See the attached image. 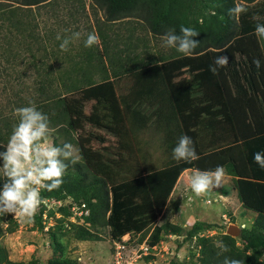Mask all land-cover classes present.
<instances>
[{"label": "rangeland", "instance_id": "1", "mask_svg": "<svg viewBox=\"0 0 264 264\" xmlns=\"http://www.w3.org/2000/svg\"><path fill=\"white\" fill-rule=\"evenodd\" d=\"M257 5L264 6V0ZM208 12L203 0L191 1L193 24L202 22V15ZM75 31L82 33L81 40L70 45L68 51H61L57 35L63 38ZM89 32L100 38V43L91 48L84 45ZM162 36L151 33L141 18L106 20L93 0H52L33 6L0 0V115H13L14 109L30 106L29 102L41 104L46 95L41 93L39 84L44 83L45 76L46 83L52 80V88L46 94L53 97L63 96L66 86H85L88 78L89 83L97 84L104 76L113 86L117 105L96 104L95 99L78 92L65 93L67 98L85 101L84 114L93 116L82 118L69 130L71 143L78 149V161L103 177L109 187L143 174L166 162L163 149L169 141L174 143V149L183 136L182 124L167 100L168 59L176 50L163 46ZM104 45L110 58L100 56ZM57 128H52L51 140L54 144L56 139L62 146L67 135ZM177 179V187L173 186L153 223L142 230V237L164 221L175 220L185 230L193 224L184 213L194 193L190 185L186 187L182 179ZM224 181L221 188L201 197V208L196 207L195 211L200 218L196 220L217 222L225 233L234 228L236 244L242 246L239 230L242 225L249 227L250 222L240 219L243 214H238L231 201L228 205L223 199H213L221 191L231 190L233 185L227 174ZM222 193L229 199V192ZM207 198L213 202L208 204ZM198 204L195 202V206ZM58 214L51 215L47 231L36 212L20 219L0 214V247L6 248L10 260L23 264H60L64 259L69 261L67 264L110 263L113 238L109 226L92 227L98 239L80 240L73 236L71 226L65 225L63 211L59 209ZM211 234L217 238L220 233ZM184 236L161 237L170 246L169 251L182 258L171 259V264H198L200 247ZM164 256L172 258L170 254Z\"/></svg>", "mask_w": 264, "mask_h": 264}, {"label": "trees", "instance_id": "2", "mask_svg": "<svg viewBox=\"0 0 264 264\" xmlns=\"http://www.w3.org/2000/svg\"><path fill=\"white\" fill-rule=\"evenodd\" d=\"M13 1L22 6H33L47 4L52 0ZM191 1L193 0H93V3L103 10L106 20L114 21L125 16L141 18L155 35H164L169 29H175L179 34L181 26L191 27L200 34L194 38L200 43L199 47L191 55L184 59H171L169 67L172 69L167 73L169 79L167 94L173 112L180 116V122L185 127L182 128L183 135L193 139L198 156L207 154V161L212 164V169H200L196 164L197 161L189 163L173 159L172 150L175 145L169 141L167 147L163 149L166 162L143 174H136L109 187L103 177L93 174L83 162L78 161L75 164L68 162L63 184L52 191L43 189L42 195L55 198L70 197L76 202L86 203L90 210L85 218L87 224L70 223L75 238L98 239L92 227L109 226L112 238L116 239L126 232H142L153 223L163 209L176 179L184 169L213 171L217 166H224L226 174L234 179L242 205L256 211L257 215L249 227L245 226L239 230L242 246H238L236 238L227 233H220L217 238L213 235L197 237L196 244L200 247L198 264H223L225 257L238 259L242 264H264V168L254 160L255 153H264V133L238 139L237 131L245 123L235 121V112L233 114L231 106L234 104L241 106V104L230 100L229 90L226 88L221 89L216 98L204 88L199 101L197 97H191L190 101L184 100L195 93L191 88L197 81L196 78L204 79L203 83L206 85L214 82L213 75L221 84L228 83L227 79L244 81L252 85L253 90L250 89L249 94L256 92L254 85L257 79L254 73L258 72L260 81L264 82V39H258L255 35L256 25L264 24V6L257 5L259 0H203L209 12L202 15V22L193 24L190 18ZM238 2L243 3L245 11L239 18L229 16V10ZM15 20L18 22L17 17ZM181 54L176 51L172 55ZM222 55L229 58V64L218 68L217 73L213 74L210 66L214 65L216 58ZM100 56L110 58L105 45ZM257 58L261 61L259 69L253 64V59ZM184 60L199 65V68L196 65L197 67H192L193 69L190 67L186 69L185 73L190 76L187 81L181 80L177 73L180 71L179 68L183 67ZM49 81H52L51 78L46 83L45 76L44 83L40 82L39 89L46 96L36 107L48 115L51 128L57 126L58 132L66 133L65 143H71L70 129L75 128L82 118L93 117L84 114L85 101L67 98L65 93L78 92L84 97H92L96 104L117 105L113 86L104 76L97 84L89 83L88 78L84 81L87 84L85 86H74V84L66 86L67 91L60 97L46 94L52 88ZM182 101H186L187 105L191 104L192 107L188 106L190 111L198 104L204 110L205 116L190 115L185 118L180 109ZM247 108L249 113L253 114L251 103L247 102ZM221 110L223 113L220 112ZM219 116L221 122H214V118ZM236 118L242 117L238 115ZM17 122L18 118L14 115H0V145L8 143ZM239 141L238 147L243 159L237 162L234 158L231 159L230 154L232 143L238 144ZM54 144L60 146L56 139ZM0 185H2L1 181ZM60 210L65 216L67 215L66 207H61ZM63 220L64 218H61L59 222L62 223ZM212 226L222 227L217 222L196 220L188 230H185L179 224L164 221L153 227L149 240L151 243L158 242L163 234L169 233L185 234L184 239L187 240L199 231ZM223 246H227L229 251L223 252ZM0 263L23 264L10 260L5 247H0ZM67 263L69 261L65 259L60 262V264Z\"/></svg>", "mask_w": 264, "mask_h": 264}, {"label": "clouds", "instance_id": "3", "mask_svg": "<svg viewBox=\"0 0 264 264\" xmlns=\"http://www.w3.org/2000/svg\"><path fill=\"white\" fill-rule=\"evenodd\" d=\"M245 11L241 3H236L229 10V16L239 18ZM259 19V17H253ZM200 34L191 27L181 26L179 34L175 29H169L162 37L163 46L174 48L184 55H191L199 47L195 40ZM258 39H264V24L258 23L255 27ZM82 33L72 32L70 36L61 37V51H68L70 45L81 40ZM100 43L95 32L87 33L84 37L85 47L91 48ZM229 64V58L222 55L216 58L214 65L210 66L213 74L218 68ZM257 69L261 67L260 59H253ZM30 106L14 109L13 115L18 118L12 130L7 145H0V214L12 215L16 219L32 216L43 203L41 190L58 189L64 182L68 169V162L75 164L80 159L78 149L72 143L56 146L52 143L50 120L47 114L38 110L34 103ZM194 141L188 135H183L173 149V159L177 161L193 162L198 160ZM255 162L264 168V153L254 154ZM189 174L190 189L195 196H206L222 187L226 175L224 166H217L213 171H200L198 169H185ZM223 198L224 195L219 194ZM223 252L229 251L227 246L222 247ZM223 264H242L238 259L225 257Z\"/></svg>", "mask_w": 264, "mask_h": 264}, {"label": "crops", "instance_id": "4", "mask_svg": "<svg viewBox=\"0 0 264 264\" xmlns=\"http://www.w3.org/2000/svg\"><path fill=\"white\" fill-rule=\"evenodd\" d=\"M197 55H199V54H197ZM187 56H189V55L181 54L178 56H172V58L168 59V72H170V69H172L169 67V64H170L169 61H171V59L172 60H178L181 58L184 59ZM196 65L197 64H195L194 62L190 63L189 60H186V61L184 60L183 61V67L179 68L180 71H177V73L179 74V77L182 76V78H180V79L181 80L184 79L185 81L189 80L190 76L185 73L187 71L186 69L187 68L193 69L192 67H197V66L199 68V65H197V66ZM257 73L258 72L254 73V75L256 76V79H257V82L254 85V89H256V92H254L252 94H249L250 89L253 90L252 85H250L244 81L238 82L235 80L230 81L229 79H227L229 81L228 83L221 84L220 82H218L217 77L215 75H213L214 82L213 83L211 82L209 84L205 83L206 85H204V83H203L204 79L202 80V79L196 78L197 81H195V83H193V87L191 88L192 89L191 91H195V93L192 96L186 97L184 100L188 99L190 101L191 97L192 98L197 97L198 98L197 101H199V98H201V95H202V90L204 88H207V93H209L211 96L213 94V96H215V98H216L217 94H220L221 89L226 88L229 90L230 100L232 99V101L234 100L233 102L241 104V106H238L236 104L231 106V107H233L232 108L233 114L235 112V121L237 123H241V122L245 123V125H243L237 131L238 139L242 140L243 138H245L247 136H254V135H257L259 133H264V82L260 81L261 78H260L259 74H257ZM191 91H190V93H191ZM167 100L169 102V105L171 106L169 98H167ZM247 102L251 103L253 114L249 113L248 108H247ZM182 103H181L182 107L180 109L182 111L181 112L182 116H184L185 118H188L190 115H192V116L197 115V116H201V117L205 116V113H203L204 110H202L201 109L202 107H200L198 104L194 105L193 110L190 111L188 106L192 107L191 104L189 103V105H187L186 101H184V102L182 101ZM177 112L180 114V112L178 110H177ZM220 112L223 113L222 110ZM225 114H227V113L225 112ZM238 115H241L242 118H236V116L238 117ZM177 117L179 118V121H181L180 116H177ZM221 120L222 119L220 118V116L214 118V122H221ZM182 128L184 129L185 127L183 126ZM183 132H184V130H183ZM232 135H233V133H232ZM239 144H240V141L238 142V144L232 143L231 154H230L231 159L233 160V158H234L235 160H237V162H238V160L243 159L241 156L242 153H241L240 147H238ZM206 155L207 154L199 156L200 158L198 160H196L197 163L195 162L197 164V166L202 170L212 169V164L209 161H207ZM186 169H196V168H186ZM184 170L178 176L177 181L179 182V180L181 181V179H182L185 186L187 187L188 185H190V181L188 178L189 174L185 173ZM227 176L231 180L233 186H232L230 191L224 190V191H221L219 194L224 195L222 192H229V199H225V198L221 197L219 194L213 196V199H215L214 201H221V202L224 200V202L228 205H230L229 201H231V203H233V205H235L234 208L236 210H238V214H243L240 219L243 221H244V219H246L248 222H250L249 224L251 225L254 218L257 215V212L252 210V209L245 208L242 205V203L239 199V196H238V190L235 186L233 177L228 175V174H227ZM235 178H237V177H235ZM224 182L225 181L223 180V182H222L223 185H224ZM174 187H177V185H174ZM226 196H227V194H226ZM201 197L202 196H200V197L194 196V194H193L192 201L188 202V203H190V206L188 205L185 207L184 217L186 218L187 221L191 220L190 223H193L194 221H196V219L200 218V217H198V215L196 214L195 211L197 208L198 209L201 208V205H199L200 202L202 201ZM233 197H234V199H233ZM205 201H207L208 204L213 202L210 200V198H207ZM195 202L197 204L198 203L199 204L195 206ZM172 223H176V221L173 220Z\"/></svg>", "mask_w": 264, "mask_h": 264}, {"label": "built area", "instance_id": "5", "mask_svg": "<svg viewBox=\"0 0 264 264\" xmlns=\"http://www.w3.org/2000/svg\"><path fill=\"white\" fill-rule=\"evenodd\" d=\"M43 190V189H42ZM43 203L39 206L36 211V215L40 217L43 229L48 230L50 221L53 215H59V209L61 207L67 208L66 226H70V223L86 225L85 218L89 215V207L85 202H76L70 197L66 198H55L46 197L42 195ZM52 212V214H49ZM244 227V225H242ZM222 227L212 226L210 228L199 231L197 234L192 236L193 242L196 243L197 237L212 236L213 232L225 233L221 230ZM211 234V235H210ZM177 234H168L171 239L178 238ZM150 235L142 237V232H126L119 238L113 239L111 260L109 264H171V259L176 260L175 257H179V254L175 251H169L168 243H165L163 239L158 242L151 243L149 240ZM184 239V237H183ZM164 254H170L172 258L167 259ZM161 259V260H160ZM182 258L179 257V261ZM166 261V262H165ZM182 263V262H180Z\"/></svg>", "mask_w": 264, "mask_h": 264}, {"label": "water", "instance_id": "6", "mask_svg": "<svg viewBox=\"0 0 264 264\" xmlns=\"http://www.w3.org/2000/svg\"><path fill=\"white\" fill-rule=\"evenodd\" d=\"M234 231H236V230H234V228H229V229L226 231V233L229 234V235H231V236H233V233H232V232H234Z\"/></svg>", "mask_w": 264, "mask_h": 264}]
</instances>
